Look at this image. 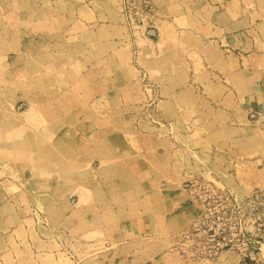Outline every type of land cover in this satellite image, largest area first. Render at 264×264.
I'll list each match as a JSON object with an SVG mask.
<instances>
[{"label":"rangeland","instance_id":"obj_1","mask_svg":"<svg viewBox=\"0 0 264 264\" xmlns=\"http://www.w3.org/2000/svg\"><path fill=\"white\" fill-rule=\"evenodd\" d=\"M161 20L177 19L158 0H0L8 264H264V133H238L215 84L195 81L190 43L180 58L158 48ZM183 83L200 89L174 94ZM175 95L179 107L165 102ZM152 151L171 152L157 160L178 162L179 188H140L127 173L132 161L157 171ZM169 191L188 215L161 233ZM128 217L154 233L120 241Z\"/></svg>","mask_w":264,"mask_h":264},{"label":"crops","instance_id":"obj_2","mask_svg":"<svg viewBox=\"0 0 264 264\" xmlns=\"http://www.w3.org/2000/svg\"><path fill=\"white\" fill-rule=\"evenodd\" d=\"M158 3L162 13L177 19L173 25L167 20L160 21L161 40L157 42L158 48L163 49L164 54L171 52L180 58L178 45L190 43L191 46L185 49L194 60L191 66L195 81L205 77L207 83L200 85L215 84L221 92L218 98L224 108H227L223 111L225 116L229 115L230 121L237 120V123L232 124H240L239 127L233 128L241 134H259L261 140L264 133V0H158ZM179 35L188 36L190 40L179 39ZM152 48L150 51H154L156 46ZM199 87L194 84L188 87L183 83L175 88L173 93L190 92L189 96L193 97ZM175 97L176 95L165 102L169 106L179 107ZM237 105L247 109L244 112L247 116L239 118L235 112L233 114L232 109H236ZM151 140H154V137ZM145 151L142 149L141 156L145 155ZM146 155L153 156L160 168L157 171L141 168L143 163L134 164L135 161H132L133 166L137 165V170L133 172L128 168L127 173L132 174L138 186L156 189L169 181L175 183L174 188H179L177 184L181 181L182 171L175 168L178 162L173 161L172 166L171 160L166 164L157 160V156H171V152L162 155L152 151ZM158 173L162 174L156 175ZM182 193H164L165 198L158 207V211L164 214L158 217L165 221L162 227H157L161 233H171L185 225L188 214ZM151 218L153 216L148 220ZM148 220L128 217L118 231L120 241L127 243L135 241L138 237L153 234L149 229ZM3 227L4 223H1L0 242L5 243L0 245V264H8L12 257L16 260V253L14 247L8 244L11 233L7 234Z\"/></svg>","mask_w":264,"mask_h":264}]
</instances>
